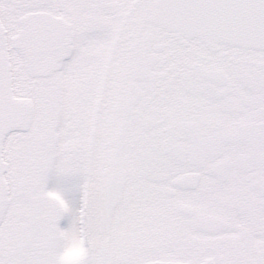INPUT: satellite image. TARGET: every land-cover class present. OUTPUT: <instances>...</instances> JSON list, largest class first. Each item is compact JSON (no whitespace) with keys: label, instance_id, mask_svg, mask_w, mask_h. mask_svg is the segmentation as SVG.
<instances>
[{"label":"snow or ice","instance_id":"snow-or-ice-1","mask_svg":"<svg viewBox=\"0 0 264 264\" xmlns=\"http://www.w3.org/2000/svg\"><path fill=\"white\" fill-rule=\"evenodd\" d=\"M0 264H264V0H0Z\"/></svg>","mask_w":264,"mask_h":264},{"label":"rangeland","instance_id":"rangeland-1","mask_svg":"<svg viewBox=\"0 0 264 264\" xmlns=\"http://www.w3.org/2000/svg\"><path fill=\"white\" fill-rule=\"evenodd\" d=\"M72 207L75 209V208H78V203H73L72 204ZM69 222H70V217H65V219H62L61 221H60V227L63 229V228H66V227H68V224H69Z\"/></svg>","mask_w":264,"mask_h":264}]
</instances>
